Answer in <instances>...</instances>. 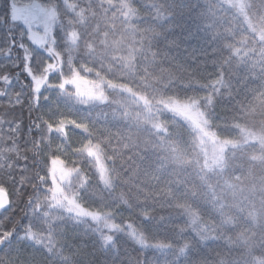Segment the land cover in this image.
<instances>
[{"label":"snow or ice","instance_id":"snow-or-ice-1","mask_svg":"<svg viewBox=\"0 0 264 264\" xmlns=\"http://www.w3.org/2000/svg\"><path fill=\"white\" fill-rule=\"evenodd\" d=\"M257 2L234 0L232 6L248 14L252 36L259 45L252 51L255 59L250 73L259 68L264 79V0H259V7ZM94 3L105 14H116L112 20L118 18L120 28L113 22L105 24L101 31L94 23ZM158 10L165 13L163 18ZM174 14L166 5L147 0H57L50 8L21 0H0V43L4 45L0 53L11 61L0 74L4 85L0 96L8 97L13 108L26 103L28 113L27 124L19 118V123L0 120V264H98L97 252L118 255L124 241L139 246L135 255L129 253L126 257L128 264H147L149 251L174 246L179 247L181 255L190 257L195 241L180 246L156 236L155 226L171 217H157L148 211L154 208V201L148 199L154 193L143 182L135 183L141 174L159 185L157 198L160 194L167 196L170 206L186 217L184 225L175 226L181 234L190 229L202 244L220 238L210 235L216 231L214 225L182 202L190 196L195 200V195L190 190L184 196L173 191V184L181 181L172 179L174 173L168 171L165 158L156 153L155 161L145 167L144 153L148 148L153 152L163 150L168 143V125L159 120V113H175L181 107L197 109L200 100L212 107L215 99L231 91L225 69L231 72L236 64H246L248 60L242 55L243 49L228 45V56L212 61L215 71L206 73L210 79L205 83L186 82L182 73L188 71L187 66L159 48L164 32L157 31L158 24L145 22L146 17L162 20ZM200 15L205 27L211 28L206 14ZM38 20L43 21L42 36L31 31ZM20 21L26 30L19 28ZM174 27L170 24L166 31ZM26 36L39 47L29 50L23 43ZM165 43L168 48L176 47L178 38ZM13 47L24 52L21 70L27 73V84L19 80V73H7L9 67H20L21 58L12 59ZM109 75L117 79H109ZM50 77L57 82H50ZM13 81L19 84L20 92L11 91ZM194 85L204 95L190 96L188 89ZM93 108H107L109 113L99 112L89 118ZM77 109L86 110V114L77 115ZM109 114L111 121L99 119ZM191 130L194 140L200 141L198 124H192ZM140 134L151 141L142 145ZM132 187L144 192L142 203L138 195L133 198L128 193L125 198L122 189ZM9 189L15 200H9ZM125 212L130 216L126 217ZM68 219L85 223V230L77 229L71 240L65 235ZM126 220L132 222L125 223ZM9 223L10 227H6ZM89 240L98 243L91 252ZM66 242L71 244V251L65 249ZM37 246L42 251L38 252ZM191 264L228 262L223 258L209 262L201 256Z\"/></svg>","mask_w":264,"mask_h":264},{"label":"trees","instance_id":"trees-1","mask_svg":"<svg viewBox=\"0 0 264 264\" xmlns=\"http://www.w3.org/2000/svg\"><path fill=\"white\" fill-rule=\"evenodd\" d=\"M33 1L47 8L57 3V0H21L22 3ZM74 2H79V0H68V3ZM99 2L101 0H98ZM137 2L139 3L140 0ZM147 2L166 5L171 12L175 13L170 19L153 20L146 17L145 22L158 24L157 31L164 32L158 42L159 48L164 49L175 57L176 61L187 66L188 71L182 73L186 82L192 80L205 83L210 79L206 73L215 71L212 61L222 56L227 57L226 47L228 45L243 49L242 55L247 57L248 63L236 64L231 72L225 69V78L230 79L231 82L230 93H225L215 99L212 107L200 100L198 108L209 121L210 129H214L223 138L229 136V133H235L241 138L246 132H253L259 136L255 142L244 144L227 152L224 163L213 165L206 159L205 150L200 147L199 141L194 140L193 132L185 126V122L176 117L177 114H158L159 120L168 125L166 132L169 133V137H165L168 143L163 146V150L156 149V152L148 148L144 153L147 159L143 161V166L146 167L150 161L154 162L156 153L165 158L168 171L174 173L172 179L181 181L179 184H173V191L177 195L184 196L190 190L191 194L195 195V200L190 196L182 202L192 206L206 222L214 225L216 231L210 232V235H219L220 238L209 239L207 244H202L196 240L190 229H186L181 234L175 226L184 225L186 217L175 207L170 206L172 202L167 196L160 194L157 198L155 193L159 185L141 174L135 183L143 182V186L154 193L148 197L150 202L154 201L151 205L154 208H149L148 211L157 217L161 215L171 217L170 221L166 220L155 226L156 236L180 246L195 241L190 257L181 255L179 247L174 246L164 251H149L147 264H191V260L201 256L207 257L209 262L223 258L228 264H261L264 262V79L261 78L259 68L250 73L251 62L255 59L252 51L258 49L259 45L252 36V24L248 19V14L230 10L220 0H147ZM92 7L97 9L94 23L100 26L101 31H104L105 24L113 22L118 29L120 28L122 22L118 18L115 21L112 20L116 14L111 11L105 14V11L99 9L95 3ZM257 7H259V0ZM202 12L208 17L207 22L212 25L211 28L205 27L204 17L200 15ZM159 16L163 18L165 13L159 11ZM17 24L21 30H26L21 22ZM170 24H175L176 27L171 31H166ZM2 33L3 29L0 28V34ZM177 38L178 46L172 48L166 46V40ZM109 40H112V35H109ZM23 43L29 50L36 49L31 44L28 45L27 36ZM3 47L4 45L0 43V48ZM214 49L218 50L213 51ZM11 56L13 60L17 57L21 58L20 67H9L7 73L9 75L19 73V80L25 84L29 83L27 73L21 70L23 50L13 47ZM6 64L10 65L11 61L5 58V54L0 53V74H4ZM92 66L89 65V67ZM89 78L94 79L95 77ZM108 78L116 80L117 76L109 75ZM50 82L57 81L54 77H50ZM3 88L4 85L0 82V91H3ZM11 91L15 93L21 91L17 81H13ZM188 92L190 96L195 93L204 95L203 91L195 85L188 89ZM68 107L71 105L69 104ZM99 112L109 113V109L93 108L92 116L89 118ZM76 113L84 115L86 110L77 109ZM16 118L22 119L25 124L28 123L26 103L23 107L17 105L13 108L8 97L0 96V120H16L19 123V119ZM99 119L111 121L112 117L109 114L100 116ZM4 128L7 130L8 125L5 124ZM23 138L22 136L21 140ZM150 141V137L144 134L139 135V142L142 145ZM20 147L23 150L22 142ZM72 159L78 158L72 157ZM122 191L126 194V199L130 193L133 198L140 196L141 203L144 201V192L138 191L135 187L124 188ZM8 198L10 201L16 199L11 189L8 190ZM125 216H130V213L125 212ZM2 220L3 216H0V221ZM131 222V220L125 221V223ZM66 223L69 230L65 235L69 237V240L72 239V233L77 229L85 230L83 222L77 223L68 219ZM133 226L138 227V224ZM6 227H10V223ZM88 231L90 232L91 229L89 228ZM155 238L153 237V240ZM79 239L77 237V241ZM118 239L124 240L123 237H118ZM153 240L148 242L155 243ZM88 244L89 252L98 247V243L93 244L91 240ZM64 247L67 251L72 250L71 244L67 242ZM37 251L40 252L42 249L37 246ZM138 251V245L132 241H124L118 255L111 251L107 254L97 252V262L100 264L101 261L107 260L108 264H128L126 257L129 253L135 255ZM79 259L78 257L77 260Z\"/></svg>","mask_w":264,"mask_h":264},{"label":"rangeland","instance_id":"rangeland-1","mask_svg":"<svg viewBox=\"0 0 264 264\" xmlns=\"http://www.w3.org/2000/svg\"><path fill=\"white\" fill-rule=\"evenodd\" d=\"M220 2L226 6L228 9L233 10L235 12H240L238 8H235L232 6L234 3V0H220ZM40 5L42 8H47L44 5L38 3V2H29ZM22 24L23 22L20 21ZM24 25V24H23ZM27 29V26L24 25ZM32 32H35L37 36L43 35V21L38 20L35 24V26L31 30ZM32 45L33 47L38 48L39 46L36 45L31 39L28 38V45ZM179 119H181L183 122H185V126L191 130L192 124H198V126L201 128L202 133V139L199 141V145L202 149L205 150V157L210 162V164L218 165L222 162L224 163L226 153L231 152L236 147H241L244 144H250L255 142L259 136H257L256 133L253 132H246L244 135H242L241 138H239L238 135H233L232 133H229V136L227 137H221L218 135V133L214 129H210L209 121L203 116L201 110L199 108L192 109V108H184L181 107L177 112ZM186 120V121H185ZM206 122V123H205Z\"/></svg>","mask_w":264,"mask_h":264}]
</instances>
